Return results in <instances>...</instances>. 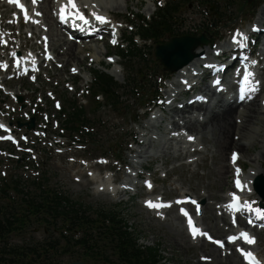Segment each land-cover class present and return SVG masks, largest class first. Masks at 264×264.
<instances>
[{"label":"rangeland","instance_id":"1","mask_svg":"<svg viewBox=\"0 0 264 264\" xmlns=\"http://www.w3.org/2000/svg\"><path fill=\"white\" fill-rule=\"evenodd\" d=\"M158 1L160 0H157V3ZM172 1L175 0H167L166 3ZM128 2L129 6L125 9L124 7L120 8L118 3L115 6L118 9L113 14L120 23H132L137 33L141 22L138 18L140 16H142V19L153 18L158 5H153L152 0H140L141 3L139 5V0ZM245 3H247V0H232L229 5H224L223 3H215L213 5L209 0H204L202 4L198 0H185L180 3L176 11L178 15L175 23H173V30L160 36L157 43H168L171 37H199V33L207 36L208 39H216L217 43L220 41L222 43L227 42L231 31L235 27L244 26L246 28L250 24L255 23L259 11L264 6V0H250L248 4ZM209 6L212 8L209 9ZM5 19V24L11 23V16ZM14 26L15 29L13 31L17 40L15 39L13 42V49H17L21 42L22 46H27L28 49L36 46L37 41L34 43L26 42V37L31 36L30 31L27 35L26 33L22 34L21 30L17 28V24H14ZM130 30L131 28L128 26L123 34V39L131 35ZM20 35H22L20 37L21 42L18 39ZM104 45L105 48L101 45L99 47L103 51H108V53L101 57V62H91L92 60L88 58L78 68H76V63L70 62L66 65V69L62 71L56 66H61L63 63L56 62V66L49 68L46 73H43L35 85L29 81L10 82L7 90L21 88L19 93L23 98L22 104L15 103L17 102V96L16 99H9L10 94L5 95L8 91L3 89L2 93H0V105L2 104L1 106L5 109H9V107L11 109L4 116L8 119V122L13 124L12 128L16 134L20 136L24 133L30 134L29 138H27V143L23 145L24 148H30L31 146L33 148L28 151L22 149V147H14L9 143L0 142V181L5 179L8 184H11L12 181H21L27 191H32L30 187L32 181H45L53 189L65 193L73 200L90 206L94 210H116L131 227L132 232L138 236V243L144 247L158 250L162 257V264H206L202 263L203 258L212 259L213 263L210 264H219L224 259L211 254L212 251H217L213 245L206 242L203 243L204 247L190 245L182 218L180 219V224L175 220L178 214L176 211L172 210L167 214L168 218L170 217V219L173 218L174 220L167 218L165 221H158L156 218V220L151 218V215L142 207L145 196H138L127 203H120L123 200H127V198L121 196L111 197L101 194L103 192H100V194L98 193L99 191L97 192L95 181L92 180H95L98 173L103 176L105 171L108 170H106L107 165L113 167L111 172L117 174L116 180L125 179L128 169H123L117 161L119 159L129 164L137 156V153L136 155L131 154L133 150L146 151L155 157L162 155L167 148L174 149L176 147L174 142H167L163 137L146 145L147 147L145 148H138L133 144V140L139 139L138 133H140L141 127L145 125V122L142 121L138 125H134V121L138 118L142 119L144 115V113H138L137 109L142 108L147 101L153 98L155 88L161 87L162 93L159 97L164 96L165 85H168L166 83L163 85V82L160 81L165 75L160 70L159 63L154 61L153 48L155 43H144L138 40L135 48L142 51V60L135 59L130 62L118 57L117 53L122 49L129 52L131 48L126 49V45H123L120 49H113L111 47L108 48L106 44ZM7 54V51H0V55L4 57H7ZM85 54H88V52H85ZM112 60L121 62V67L114 65L111 68L107 62ZM122 66L126 69L124 70ZM111 69L117 70L119 73L114 75ZM96 71L106 72L115 78L118 84L117 87L121 89L116 94V97H119V108H115L112 105L107 106L105 101L99 99L103 108L100 111L93 112L94 107L93 109L90 108L89 103L85 101L89 99L85 92L92 85L91 74ZM77 73L79 75H76ZM4 82L5 80L3 84ZM138 93L140 94L139 96L137 95ZM20 95L19 97H21ZM261 97L264 98V93ZM72 103H80L86 106V124L91 128V133L93 134V143L82 149L77 144L70 143V134L61 130L60 124L63 123L65 118L63 120L60 118L59 112L61 110L58 111V106L66 109L67 104L70 105ZM37 107H39L40 111H37ZM31 117L35 119L36 129L39 130V133L41 132L39 137L33 135L34 132H28L26 128H18L19 122L22 124L29 122L28 120ZM170 120L168 121L170 122ZM171 122L173 121L171 120ZM165 123L167 125L168 122L166 121ZM170 128L173 130L172 127ZM203 133L209 134V132ZM262 135L264 136V131ZM59 136L63 139L58 138ZM149 137L151 138L153 135L151 134ZM258 141L256 146L249 148L248 152H240L242 154L240 163L245 168L246 173L252 167L251 158L261 152V141ZM197 144L198 150L206 158L204 160L202 156H198L200 157L199 167L196 163L197 159L193 158L199 155L198 152L193 153L192 156L189 155L193 158L191 164L196 166L195 168V166L190 165L192 166L190 170L178 169L182 163L181 161L185 160L190 163L192 158L188 156V158L186 157L182 160L169 162L161 169H157L159 165L153 166L151 173L155 178V182H158L154 193L155 196L160 195L167 200H175L184 193H188L196 200L198 192L200 195L211 194L212 198L210 200L202 198L206 201L204 206L208 203L214 208L219 207L229 190H232L230 188L232 185L230 176L234 173L229 174L226 180L220 184V174L217 166H219L220 158H223L226 164L230 151H226L227 157H218L214 164L211 155L207 151V147L212 143L204 141ZM179 148L175 150V153ZM106 160L108 162L107 165L104 163ZM97 161L103 164L102 168L95 167ZM261 163L264 169V155ZM242 166L239 167L242 168ZM166 174H169L170 179L168 181H160L163 180ZM148 177H150L149 174L145 175V178ZM10 196H14L13 191H10ZM258 199L262 202V199L256 195L254 200ZM204 200L200 201L203 202ZM0 204H2L1 200ZM219 214L220 211H216V209L213 213L208 211L205 215L200 216V222L204 226L203 228L212 233L215 238L223 239L230 231L229 227L226 226L227 222L222 221V215L221 218L218 217L220 216ZM178 225L181 227H178ZM181 228L183 229L182 234L180 233L182 231ZM42 234L37 232V234H26L22 238L13 237L10 243L12 245H20L27 243L30 239L42 240L44 237ZM173 238L176 239L173 241ZM259 238L260 245L258 250L264 255V234L260 235ZM175 240L180 241L182 247ZM232 253H235V251ZM232 253L225 263L243 264L240 256L238 259V255L233 257L234 254L232 255Z\"/></svg>","mask_w":264,"mask_h":264},{"label":"bare ground","instance_id":"2","mask_svg":"<svg viewBox=\"0 0 264 264\" xmlns=\"http://www.w3.org/2000/svg\"><path fill=\"white\" fill-rule=\"evenodd\" d=\"M63 0H43V3L39 6L40 11H42L43 16L42 17V24L45 26L44 28L35 25V19L29 17V20L22 23V27L27 28L31 32V37H26V40L29 41H37L36 44L37 47H40L41 44H44L42 34L44 33L43 29H47V36L49 37V44L51 46V50L54 54H56V62L57 63H63V67L61 69L65 70L66 65L70 62H74L77 64L76 68L80 67V64L83 63L85 60L90 58L91 62H101V57L107 55L108 51H103L101 47H96L95 42H90L91 45H88L87 43H69L65 41V36L62 31H58V24L54 21L53 16V10L56 7L55 4L57 2H62ZM80 1L79 3L81 5L80 10L84 11L86 10V6H91L92 4H97L102 13L104 15L108 16H115L113 13L118 9L115 6L119 3L120 8H128L129 2L131 0H77ZM140 0L138 2V5L140 4ZM14 6V5H13ZM261 11L258 13V20L255 26L262 27L264 25V7H262ZM0 9L2 10L3 16L6 15V13L10 11H14L12 5L8 3L6 0H0ZM39 12V11H38ZM151 12V11H150ZM102 15V14H101ZM115 18V17H114ZM5 28H11L10 24H7ZM42 28V29H41ZM43 32V33H42ZM26 33V32H23ZM22 33V34H23ZM27 35V33H26ZM24 36V35H23ZM9 35H6L7 40L9 39ZM104 48V47H103ZM229 48L228 44H222V47L220 49H217L216 51L223 52L222 56L228 55L229 52L226 50ZM226 50V51H225ZM85 52H88V54H85ZM215 52L213 50H209V48H198V50L195 51V54H197V58L188 66L184 67L180 71H178L174 76H172L171 83L169 84L171 89L170 92H166V97L161 106L167 107V103L169 101V98L172 97V101H175L177 98L178 101H181L180 97H182L183 93L179 90V85L185 81L187 77H191L194 72L197 71V77H194V79L199 78V82L202 78H200L201 73L197 70L201 65H203L206 60H211V56ZM109 65L113 64V61L107 62ZM53 64V63H52ZM55 64V63H54ZM82 65V64H81ZM111 72L115 74L119 73L117 70L111 69ZM191 74V75H190ZM56 75V74H55ZM190 75V76H189ZM256 75L259 77L258 81V91L259 94L256 96V98L253 99V102L247 104L245 109L241 110L240 107H233L230 105H220V102L217 103V105L213 106V108H208L203 104H197V102H186L185 105H179L173 106V108H167L168 109V117L173 122H170L165 117V120L168 122L165 126V131L169 130L167 132V136H172L170 138H167L166 136H163V139H166L167 142H176L178 144L179 150L175 153V149L173 148H167L165 151H163L162 155L159 156H152L149 152L146 151H133L137 153V156L135 157L136 160L132 161L131 165L132 167L136 166L139 168L141 166V163H139L141 160H147V159H153L152 161L156 163V165H159L157 169H161L167 165L169 162L177 161L185 159L187 156H191L193 153H199L195 158L197 159L196 163L199 167L200 165V157L202 156V152L198 150V142H204L207 143L210 141V144L207 147V151L209 155H211V158L213 159V163L215 164L216 159L218 157H227V152L230 151L228 154L231 156L230 161L233 158V154L240 155V159H242V154L240 152H248L249 148L251 146H256V144L261 141V152L260 154L254 156L251 158V169L248 171V173L245 174L244 178L246 181L250 184L252 181L257 180L259 178L264 177V169L263 165L261 163V160L264 155V136L262 135V132L264 131V98H260V95L264 93V82L261 84V80L264 81V73H256ZM38 76V75H37ZM57 76V75H56ZM210 75H208L207 78H209ZM204 83V82H203ZM217 88L218 85L216 84H209L207 81L203 84L202 88L200 89V92L196 96H202L207 97L209 100L212 99L213 96L217 95ZM21 88H16L14 90H10V95L13 96H19V90ZM173 94V95H172ZM192 100V99H191ZM182 104V103H181ZM175 117V118H174ZM163 120V117H162ZM156 121L153 123H146L141 127L139 141H137V144L141 146L142 148L147 147L146 145L155 142V140L152 138L146 139V136H148V133L154 132V130L160 131V128L164 126V122ZM258 122V123H257ZM173 130H171V128ZM202 129V131H201ZM183 131V132H182ZM186 134H182V133ZM203 132H209L208 135ZM189 137H192L193 139H190ZM235 137V138H234ZM238 137V138H237ZM205 139V140H204ZM145 142V143H144ZM145 144V145H144ZM176 148V149H177ZM174 150V151H173ZM227 151V152H226ZM207 154V153H206ZM237 156V157H238ZM139 160H138V159ZM202 158L205 160V155L202 156ZM193 159V158H192ZM162 161V162H161ZM229 161V158L226 160V164L223 158H220L219 166H217L219 174H220V184L223 183L227 176L229 174L234 173L233 167L231 166ZM179 162V161H178ZM182 163L178 167V169H187L190 170L192 166V161L187 162L185 160L181 161ZM185 162V163H184ZM195 162V161H194ZM192 165V166H190ZM239 166V163H238ZM189 168V169H188ZM196 168V166H195ZM235 174V173H234ZM137 182L132 181L131 185H137ZM109 188L108 184L106 182L100 183L98 185V191L105 192V190ZM232 190H229V192ZM198 192V191H197ZM205 192V191H204ZM119 194V193H118ZM123 194V193H122ZM120 194L121 196H123ZM182 198H189L191 201H195V204H197L200 200H210L212 198L211 194L207 195H200V193H197L196 200L194 197H190L188 193H184L182 195ZM204 198V199H202ZM226 198H223V205L220 206V210L222 211V221L227 222V207L225 201ZM204 202H206L204 200ZM198 206V204H197ZM216 208H214L211 204L206 203V205L201 206L198 210L199 212L203 213L205 215L208 211L213 213V211ZM195 212V208H194ZM208 215V214H207ZM204 217V216H203ZM207 217V216H205ZM153 218V217H151ZM155 219V218H154ZM170 220H174L171 218ZM175 220L178 221L180 224V217H176ZM227 225V224H226ZM178 227H181L178 225ZM180 233L182 234L183 229ZM176 238H173V241ZM179 243L180 241L175 240ZM191 246L197 247H204L203 244H200V242H189ZM182 247V246H181ZM237 252L232 253L233 257H237ZM214 256H219L221 259L223 258L224 261H220L219 264H228L225 263L229 259V254L226 256L222 255L218 251H212L211 253ZM232 258V257H231ZM220 259V258H218ZM216 260V259H215ZM238 260V259H237Z\"/></svg>","mask_w":264,"mask_h":264},{"label":"trees","instance_id":"3","mask_svg":"<svg viewBox=\"0 0 264 264\" xmlns=\"http://www.w3.org/2000/svg\"><path fill=\"white\" fill-rule=\"evenodd\" d=\"M231 0H222L228 4ZM169 4L157 12L155 21L147 24L143 37L157 39L163 30L173 26L177 6ZM134 51L131 56H136ZM94 76L91 101L102 96L118 104L114 94L118 91L113 78L102 73ZM66 122L72 133L84 132L83 108L71 105ZM101 105H97V110ZM15 197L1 198L0 205V264H64L82 261L86 264H160L161 256L155 249L143 250L138 238L129 231L126 221L115 211L94 210L69 196L51 189L44 183L33 182L32 192L24 193L20 182L13 183ZM1 193L7 190L0 187ZM39 229L47 233L43 241H31L23 246H12L10 239L21 237Z\"/></svg>","mask_w":264,"mask_h":264},{"label":"snow or ice","instance_id":"4","mask_svg":"<svg viewBox=\"0 0 264 264\" xmlns=\"http://www.w3.org/2000/svg\"><path fill=\"white\" fill-rule=\"evenodd\" d=\"M10 2H12V0H10ZM17 3H18V0H17ZM33 3H35V0H33ZM18 6L21 7V9L24 11L25 19H28L29 16H28L27 10L24 9L23 5H18ZM69 9L74 10V14H75V17L77 19L82 20L84 23L89 22L85 18V16L79 12V9H78L76 3L74 2V0H68L67 4L64 7H62V9H61V19L62 20L66 19V17L70 14L68 11ZM37 14H39V13H37ZM93 16L100 23H107L108 22L105 17L100 16L96 13H93ZM237 35L239 36L241 34L238 33ZM244 82H245L246 88H245V90L242 91L241 99L246 98L249 93L255 92L257 90L256 85L254 83H252V74L251 73H246L244 75ZM201 99H203V98H201ZM2 127H4V126L0 125V128H2ZM0 138H4V137H0ZM7 138L12 139V137H7ZM189 138L193 139L192 137H189ZM236 158H237V154L234 153L233 154V161H235ZM237 175H239V169H237ZM236 183H237V187H241L239 180H237ZM192 203H195V201H192ZM149 206L150 207H159V205L152 204L151 202H149ZM229 207L230 208H238L239 206H238V204L233 203V204L229 205ZM248 210L251 211L252 209L249 208ZM181 211L183 212V214L185 216H188V213L186 211H184L183 209ZM255 211H256L258 217L264 218V211H261L258 208L255 209ZM188 224H189L190 231L193 235V238H195L197 235H205V233L201 232L198 228L195 227L191 217L188 218ZM209 239H211V237H209ZM229 239L231 242H235L237 239H242L245 243H248V244H252L255 242L254 238L251 237L246 232H242L239 237L234 236V237H230ZM215 242L217 244H220L221 246H223L222 242H220V241H215ZM240 251H241V254L244 256L245 260L248 262V264H261V262L253 255L252 252L245 251L243 249H240Z\"/></svg>","mask_w":264,"mask_h":264},{"label":"water","instance_id":"5","mask_svg":"<svg viewBox=\"0 0 264 264\" xmlns=\"http://www.w3.org/2000/svg\"><path fill=\"white\" fill-rule=\"evenodd\" d=\"M200 45H207L203 37H201V39H193L190 37L176 38L168 45L158 46L156 48V58L157 61H160L165 67V71L175 73L190 64L196 58L194 51ZM257 190L264 200V178L257 181Z\"/></svg>","mask_w":264,"mask_h":264}]
</instances>
